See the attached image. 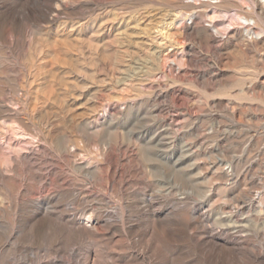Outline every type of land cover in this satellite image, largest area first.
Listing matches in <instances>:
<instances>
[{"label":"rangeland","instance_id":"rangeland-1","mask_svg":"<svg viewBox=\"0 0 264 264\" xmlns=\"http://www.w3.org/2000/svg\"><path fill=\"white\" fill-rule=\"evenodd\" d=\"M0 264H264V0H0Z\"/></svg>","mask_w":264,"mask_h":264},{"label":"bare ground","instance_id":"bare-ground-1","mask_svg":"<svg viewBox=\"0 0 264 264\" xmlns=\"http://www.w3.org/2000/svg\"><path fill=\"white\" fill-rule=\"evenodd\" d=\"M227 170H228V169H227ZM243 208H244V207H243ZM243 208H242V209H243ZM241 211H242V210H241ZM242 215H243V214H242ZM240 218H242V217H240ZM235 241H236V240H235ZM233 242H234V241H233ZM237 242H238V241H237ZM240 242H241V241H240ZM241 243H242V242H241ZM241 243H240V244H241ZM217 245H218V244H217ZM221 245H222V244H221ZM224 245H225V244H224ZM234 245H235V244H234ZM231 246H232V245H231ZM236 246H237V245H236ZM236 246H235V247H236ZM238 246H239V245H238ZM238 246H237V247H238ZM241 246H242V245H241ZM225 247H226V245H225ZM228 247H229V246H228ZM233 247H234V246H233ZM239 247H240V246H239ZM239 249H240V248H239ZM226 250H227V249H226ZM231 251H232V250H231ZM241 251H242V250H241ZM243 252H244V251H243ZM227 255H228V254H227ZM220 257H221V256H220ZM254 257H255V256H254ZM218 259H219V258H218ZM222 260H223V259H222Z\"/></svg>","mask_w":264,"mask_h":264}]
</instances>
